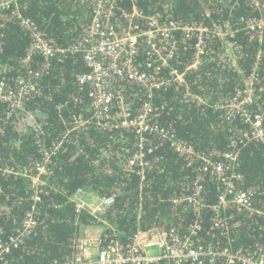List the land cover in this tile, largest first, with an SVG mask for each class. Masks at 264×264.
<instances>
[{
    "label": "trees",
    "instance_id": "16d2710c",
    "mask_svg": "<svg viewBox=\"0 0 264 264\" xmlns=\"http://www.w3.org/2000/svg\"><path fill=\"white\" fill-rule=\"evenodd\" d=\"M136 4L146 14L162 13L184 23L239 28L233 38L209 45L199 69L188 74L189 91L186 84H175L155 93L160 124L175 129L180 139L193 143L199 152L226 150L234 130L244 124L239 119L231 123L215 105L244 87L253 75L257 82L251 110L264 116V30L252 32L243 29L242 23L253 16L260 18L264 12L255 10L249 0H136ZM133 5V0H118V16ZM18 10L54 45L69 46L79 42L88 27L93 2L18 0ZM30 43L18 13L12 8L0 11V80L14 84ZM192 44L181 43L177 65L189 64L195 55ZM30 65L42 74L25 108L8 113L7 103L0 101V240L17 233L33 206L38 221L11 255L13 264L66 262L76 251L73 240L81 226L97 224L100 217L111 224L110 233L122 244L131 240L138 224L146 229L175 228L184 234L199 220L198 243L220 246L226 242L212 226L210 207L217 202V185L209 176L203 180L209 207L199 213L186 203L173 201L187 192L199 160L189 163L165 142L158 143L150 156L153 166L144 179L129 169L127 162L137 147L136 134L113 126L114 122L100 127L91 119L89 86L78 81L79 74L89 72L80 52L50 61L35 55ZM126 91L137 110L143 99L141 91L130 86ZM80 115L90 121L77 127L75 119ZM55 145L58 148L47 162L49 173L38 189L32 187L35 165L45 159L44 150ZM237 169L244 176L243 187L254 190V204L263 214L227 210L232 214L233 244L253 253L264 248V142L242 148ZM81 190L113 196L115 201L101 215L78 212L71 198Z\"/></svg>",
    "mask_w": 264,
    "mask_h": 264
},
{
    "label": "built area",
    "instance_id": "2783aa9c",
    "mask_svg": "<svg viewBox=\"0 0 264 264\" xmlns=\"http://www.w3.org/2000/svg\"><path fill=\"white\" fill-rule=\"evenodd\" d=\"M249 1L255 10L264 12V0ZM92 2V18L80 41L69 46H56L31 18L19 12L18 0H0V11L12 8L17 12L21 25L31 37L27 54L21 62L22 71L14 84L6 79L0 80V101L7 103L8 113L25 108L29 95L37 91L38 79L42 74L41 70L30 65L35 55L50 61L80 52L89 72L79 74L78 81L89 86L91 119L100 127L114 122L113 126L123 127L136 134L137 147L127 162L129 169L144 179L153 166L150 156L154 154L158 143L165 142L176 153L184 155L189 163L199 160L200 166L187 192L174 197L173 201L186 203L199 213L209 207L203 181L204 176H209L217 185V202L210 207L213 212L212 226L225 237L226 242L220 246L198 243L202 229L199 220L190 224L184 234L175 228L146 229L138 224L131 240L122 244L116 234L110 233L111 224L100 217L94 225L102 226L103 232L78 233L73 240L75 253L66 262L55 264H264V248L249 253L233 244L230 228L232 214L227 211L237 209L263 214L254 204V190L243 187L244 176L237 169L241 149L250 143L264 142V116L261 112L251 110L256 96L257 77L253 75L244 87L215 105L216 109L226 113L231 123L239 119L244 124V127L234 130L228 148L219 153L199 152L193 143L180 139L175 129L160 124V112L155 100L158 89L171 85L186 84L189 91L188 74L199 69L209 45L233 38L239 28L231 24L210 26L184 23L162 13L146 14L137 7L136 0H133L132 8L121 10L120 16L117 14L118 0ZM242 23L243 29L252 32L264 30V16L246 18ZM191 41L194 57L185 67L177 65L181 43L188 44ZM129 86L142 93V103L137 110H134L129 100L126 91ZM75 120L77 127L90 121L83 120L82 115ZM57 148L55 145L50 150H44L45 159L34 167L32 187L38 189L44 182V177L49 173V156ZM38 194L36 200L39 199ZM86 197L89 201L77 195L71 199L78 212L87 210L95 216L103 214L115 201L113 196ZM35 208L33 206L26 214L16 234L0 240V264H13L11 255L36 228L38 221ZM92 249H96L94 257L91 255Z\"/></svg>",
    "mask_w": 264,
    "mask_h": 264
},
{
    "label": "crops",
    "instance_id": "0c3cea01",
    "mask_svg": "<svg viewBox=\"0 0 264 264\" xmlns=\"http://www.w3.org/2000/svg\"><path fill=\"white\" fill-rule=\"evenodd\" d=\"M83 193H86V194L82 195ZM75 195H77L78 198H83V199L89 201V199L86 197V195H90V196L94 197L95 194L91 191H79V192L75 193L73 196H75ZM94 226L95 225H83V226H81L79 233H84L85 231H90L92 233H102L103 232L102 226H100V225L98 227H94ZM91 255H92V257H94L96 255V249H92Z\"/></svg>",
    "mask_w": 264,
    "mask_h": 264
},
{
    "label": "rangeland",
    "instance_id": "374dc122",
    "mask_svg": "<svg viewBox=\"0 0 264 264\" xmlns=\"http://www.w3.org/2000/svg\"><path fill=\"white\" fill-rule=\"evenodd\" d=\"M94 227H98V225H95Z\"/></svg>",
    "mask_w": 264,
    "mask_h": 264
}]
</instances>
